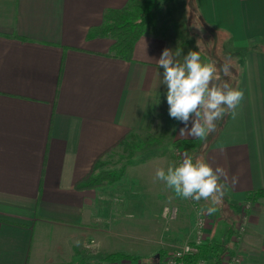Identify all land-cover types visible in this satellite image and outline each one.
<instances>
[{
  "label": "crops",
  "instance_id": "0c3cea01",
  "mask_svg": "<svg viewBox=\"0 0 264 264\" xmlns=\"http://www.w3.org/2000/svg\"><path fill=\"white\" fill-rule=\"evenodd\" d=\"M128 1L0 0V264H124L104 260L115 252L155 261L196 238L182 199L176 219L161 216L173 192L155 178L159 158L135 161L113 185L75 186L129 135L150 131L138 146L157 148L155 126L169 105L156 61L165 48L181 61L199 51L184 23H159L157 7L132 59L109 55L113 39L88 38V30ZM192 7L212 40L201 61L229 57L233 86L244 92L235 117L225 116L206 143L183 146L239 177L222 204L201 199L202 243L223 244L222 258L239 253L243 264H264V0L184 2L179 16ZM182 127L174 124L171 139H194L181 137ZM208 207L217 211L208 215Z\"/></svg>",
  "mask_w": 264,
  "mask_h": 264
},
{
  "label": "clouds",
  "instance_id": "9594fccd",
  "mask_svg": "<svg viewBox=\"0 0 264 264\" xmlns=\"http://www.w3.org/2000/svg\"><path fill=\"white\" fill-rule=\"evenodd\" d=\"M179 55L165 48L156 61L163 69L168 114L184 125L179 129L181 137L191 136L206 143L225 116L235 117L244 92L238 85L233 86L236 75L229 57L203 63L200 50H190L182 61ZM155 178L174 190L178 197L195 202L210 200L212 205L222 204L229 184L235 186L239 182V177H229L224 167L213 168L204 155L187 154L178 166L169 167L167 172L157 168ZM216 211V207L207 208L208 215Z\"/></svg>",
  "mask_w": 264,
  "mask_h": 264
},
{
  "label": "rangeland",
  "instance_id": "374dc122",
  "mask_svg": "<svg viewBox=\"0 0 264 264\" xmlns=\"http://www.w3.org/2000/svg\"><path fill=\"white\" fill-rule=\"evenodd\" d=\"M194 1L195 0H158L159 11L156 12V16H157V20L159 21V23H164L163 25H170V24H173V22H175V28L177 29H183L181 23H184V28L186 29L184 32L185 33L184 38L186 42H190V40H192L191 38H193V40H195L196 50H200V53L203 54V52H207L208 46H212L211 44L212 40L209 38V35L206 34L205 30L204 29L202 30L200 28V20L195 14V12L193 11V7L190 8L188 11H186L187 13L186 12L184 13V18L181 14L179 16V10H180L182 3L187 2L188 4L189 2L193 3ZM175 7L177 11L174 10ZM174 15L177 17H175ZM197 41H200L199 48L197 46ZM219 41L220 40H218V42ZM211 59L212 57L209 58V62H211ZM161 119L162 120L160 121L159 126H155V130H154L155 132L154 135L157 134L156 135L157 137L154 139L157 145H154V146H156L157 148L147 146L146 148L141 149V147L137 146L139 145V142H142V140L143 142L147 141L146 140L147 137L151 135L150 131H148L147 133H140L138 134V137H135L136 134H134L133 137L129 135L126 141L130 143L131 147L130 146L125 147L119 144L111 148L104 154H102L99 157V161L101 162V165L95 171V173L98 170H105V171L112 170V171H123L124 172L125 169L131 166L135 161L145 162L151 159H154V161H156L158 160V158H159V163H158L159 168H163L165 172H167V169L169 167L175 168L177 166V162L175 158L176 149L183 150L185 154L187 155L188 153L184 149L183 145H180L181 142H177L175 139H171V130L174 127L175 122H173L172 120L173 118L169 116L168 108L166 109L164 117ZM140 138H143V139L141 140ZM154 140L152 141V143L154 142ZM134 144H135V147H132L134 146ZM147 148L157 149L156 150L157 154L155 155V153L153 154L151 153L149 157L144 158V155L149 152V150L148 151L146 150ZM138 149H141L140 152L143 153L142 155H138V151H136ZM154 161L152 162L155 164ZM168 190H171L173 192V195L170 193L171 200L168 202V204H165L161 210V216L165 220V222L168 223L169 221L174 220L178 217L180 210L178 208L179 207L178 203L175 202L178 199H182V201L189 206V209L193 210L195 217L197 216L198 212H200L199 210L201 208L200 206L201 201L195 202V201H192L191 199L181 198L175 194L174 190L170 188H168ZM247 206H249V204ZM167 209H168V212H172L174 209L176 210L173 218L163 217V214L164 212L165 213L167 212ZM228 228H229V225L226 224L224 227L221 228V231L225 232ZM222 238H223V235L219 236L218 239L221 240ZM174 245L175 246L172 247L173 248L172 250L179 247L181 243L174 244ZM128 256H130L131 259L126 258V261L138 259V260H143V261L150 262V263H156L154 261L148 260L151 257L144 258L142 256L140 257H133L132 255H128ZM240 257L242 258L241 254H240ZM160 260L161 258L158 261ZM207 260L211 261V259H207ZM242 262H243V258H242Z\"/></svg>",
  "mask_w": 264,
  "mask_h": 264
},
{
  "label": "trees",
  "instance_id": "16d2710c",
  "mask_svg": "<svg viewBox=\"0 0 264 264\" xmlns=\"http://www.w3.org/2000/svg\"><path fill=\"white\" fill-rule=\"evenodd\" d=\"M157 7L158 0H129L122 8L106 11L103 16V22L99 26L91 27L88 30L87 37H111L113 43L110 47L109 55L124 60H131L134 46L138 39L145 33L150 23L153 22ZM174 122L177 123L178 121L174 119ZM199 142L200 140L198 139H187L183 140L181 144L186 148L194 149L198 147ZM119 144L125 147L130 146V143L124 139L117 142L116 145ZM140 144L143 146L142 142ZM132 147H135V144ZM100 165L101 162L97 158L91 170L82 179L77 181L75 185L76 189L83 190L110 185L117 182L123 174V171L112 170H98L95 173ZM250 198L251 196L248 194L247 199ZM222 247L223 244L221 243L211 244L203 242L198 246V252L191 256L188 261L194 262L200 258L207 260L209 256H214L215 262L213 263L219 264L223 257V254L219 250ZM126 258L131 259L126 254L115 252L106 255L104 260L114 262ZM154 262L157 263L158 260Z\"/></svg>",
  "mask_w": 264,
  "mask_h": 264
},
{
  "label": "built area",
  "instance_id": "2783aa9c",
  "mask_svg": "<svg viewBox=\"0 0 264 264\" xmlns=\"http://www.w3.org/2000/svg\"><path fill=\"white\" fill-rule=\"evenodd\" d=\"M185 152L181 149H176L175 158L177 162V166L182 162ZM248 205V204H247ZM246 205V206H247ZM248 207V206H247ZM197 216L195 217V225L197 229V235L193 242H185L181 244L179 247L175 248L172 252L167 253L162 257L160 261L157 263H150L143 260H127L124 264H214L206 259L200 258L194 262H189L188 259L198 252V246L203 241V231L205 225L207 224V217L204 211L200 208ZM176 210L174 209L172 212H167L163 214L165 218H173ZM170 216V217H169ZM219 264H243L242 258L239 253H235L233 255H228L226 258H222Z\"/></svg>",
  "mask_w": 264,
  "mask_h": 264
}]
</instances>
